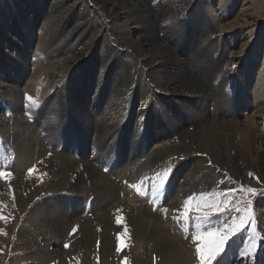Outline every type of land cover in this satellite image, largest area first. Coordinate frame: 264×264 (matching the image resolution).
Here are the masks:
<instances>
[{"label": "rangeland", "instance_id": "rangeland-1", "mask_svg": "<svg viewBox=\"0 0 264 264\" xmlns=\"http://www.w3.org/2000/svg\"><path fill=\"white\" fill-rule=\"evenodd\" d=\"M51 1L55 2L56 6L50 7ZM151 1L147 10H150V7L161 9L158 4L159 0ZM185 1V4L180 2L185 7L179 13L172 8L176 0H169L172 3V9L168 8L165 23L159 26L160 35L169 42L180 45L187 38L188 32L192 31L194 34H199L195 25L200 23L204 26L202 38H206L208 48H217L213 59H220L219 64L213 68L209 77L213 84L211 94L207 97L210 118L214 116L216 111L214 104L224 102L223 109H227L225 112L227 115L223 118H228L234 125L238 124V127H245V120L247 119L252 121L254 126H250L253 130V141L257 145V151L264 153V0H229L231 4L225 0ZM222 2L223 4H221ZM138 4L139 0L127 2L130 8H134ZM99 8L103 10L97 0H0V80L13 84L20 91V97L16 99L8 95L4 96L0 92V172L6 173V175L0 176V218L2 219L0 225V264H134L132 256L139 251L141 246L144 253L143 257L148 260L150 257V264H167L161 262L160 256L151 250L152 242L145 243L144 238L135 239L130 229H125L126 231L121 237L119 235L112 237V240L116 241V245H114L111 253L105 256L106 258L102 256L99 241L92 246L90 244L85 248H80L81 250L73 246L72 242L68 240L67 232L73 233L72 229L76 227L75 224L67 226L63 237L59 231L54 235L50 234L51 238L54 239L50 243L40 242L38 229L34 223L35 215H32L31 210L33 205L37 202L41 203L48 193L41 191L27 203V206L21 205L19 209L16 186L12 185L16 180L14 179L16 178L15 167L18 165L15 152L16 144L11 135L10 139L3 136L1 128L12 125V120H8V118H12L17 113L14 106L18 105V114L26 119L29 124H34L32 125L34 132L39 135L43 145L48 150L41 159L34 157V162L30 167L24 169L20 164L19 170L22 179L20 184H25L26 181L34 177L39 164L48 160L50 153L54 150L53 144L46 141L45 129L40 123V120L47 118L43 119L38 114L44 112L49 117L60 109L64 110L63 105L57 106L55 102L61 100L62 96L65 98L69 96L71 89L77 90L87 86L88 84L84 83L82 78L94 79L88 88V92L81 91L84 96L86 95V98L84 97L87 102L85 106L94 99H92L94 92L99 95L100 100L104 101V97H107L111 91H116L124 79L129 85L133 78L138 81L148 93L142 97L140 96L143 93L142 90H136L138 103L136 102L135 108H147L148 111H146L144 118L140 115H133L132 121L134 118L135 120L138 118L146 124L150 108L154 106V96L162 95L159 96L161 99L166 98V94L160 90L157 91L150 80V73L153 71L150 67H145L136 52L120 45L118 42L119 35L117 34V37L112 35V33L115 34L114 30L116 29L113 28L115 27L114 21L106 13H102ZM177 13H179L177 18L169 19L174 16L173 14L176 16ZM49 15L52 19L50 25H47V16ZM229 24H232L233 27H229ZM222 25H224L223 29ZM171 27H185V31L178 30L175 36L169 37L162 31V28ZM124 31L128 32L133 42H137L140 38L141 31L132 23L131 25L129 23ZM71 34L75 39L73 42ZM50 35H53L54 38L49 39ZM89 36H94V40H89ZM198 42L201 45L205 43L200 39ZM48 43L51 45L49 48H47ZM62 45L68 49L60 50L59 53L56 50L49 57L55 64L63 63V60L67 61V68L59 65V71H55V66H53V69L46 73L50 76L52 71H55L57 79L54 78L53 82L45 81L43 69H47L52 62L47 64L46 62L50 58L43 59V54L50 51L51 48H63ZM87 45H92L94 49H88ZM18 47H21L20 50ZM195 48L200 54H205L203 58L211 53L203 47ZM180 52L185 62L186 59L195 56V53L182 52L181 50ZM92 55H99L100 66H92L93 69L87 71L89 66L87 67L85 63L91 59L90 56ZM103 65H107L104 71L101 69ZM121 66L125 68H121L124 72L119 73V81L114 82L112 79V82L109 83L113 68ZM98 77H103V81H106L102 87L96 85L95 79ZM177 93L179 94V92ZM178 94L173 95L172 98ZM238 96L244 97V99H236ZM213 98H216L217 101ZM228 98L229 103L227 102ZM186 100L191 102L195 99L188 98ZM211 103L212 105H210ZM122 105L126 108L125 112L132 109L128 104L126 107L124 104ZM155 109L158 113V107ZM125 112L123 123L117 125V128H120L122 132L130 123L129 121L126 124L128 120L125 117ZM172 115L180 116L182 124L189 131H194V123L192 125L187 120L183 108H177ZM223 118H218L216 114L213 122L222 121ZM166 119L169 117L166 116L162 119V130L165 132L164 134L168 131L166 135L169 136L167 138L165 135L164 140L155 139L156 141H152L154 138L151 135L148 136L150 131L147 129V124L143 126L144 128L142 127L145 133L143 143L148 150L160 155L156 161L150 163L152 170L156 173L154 176L144 174L140 177L127 179V172L124 177H121L119 166H117L120 142L113 144L112 148L109 149L105 148V142H103V137L107 135L109 127L115 123V119L108 118L106 124H100L97 130L88 124L85 127L86 131L83 138L80 131L70 126L66 133L67 143L64 133H62L69 121V117H66L65 123L58 127L59 136L56 138L58 141L56 151L57 153L69 152L70 155L75 156V159H79L81 156L88 157L89 161L94 162L93 167L97 172L100 171L109 179L119 181L118 193L120 197L124 196L125 190L131 196V202L134 198L145 197V206L149 207V210L145 211L149 214L150 220L157 217L162 225L170 227H173L176 222L186 224L183 227V230H187L184 231L186 236L191 234L194 225L197 236H193L186 244L191 250L189 264H201V255L207 256L214 242L219 239L216 235H208L209 232L213 229L219 230L230 226L233 221L239 224L240 218L245 217V223L231 235L224 246V250L211 261V264H257L264 251V181L255 173L253 165H250L244 173L239 171L232 174L229 170H222L216 166L209 160V157L194 152L186 144H180L177 142L178 134L171 130V120ZM158 125L160 126V124ZM80 139L83 141L84 147L82 155L79 154ZM140 145L142 144L140 143ZM179 145L184 147L190 156L183 157L169 151L170 148ZM197 160H203V163L205 160V164L214 169L212 176L217 173L218 176L211 187L198 194L192 193L187 197L189 198L187 200H190V204H187V210L182 202H178L182 205L176 207L177 203L172 200L173 197H169L170 184L179 190L185 177V174L179 169L180 165L185 162L190 168ZM106 161L112 165L107 166ZM250 161L249 163L252 164ZM113 162L115 163L114 166ZM262 162L264 163V160ZM238 166L242 168L243 164ZM29 169H34L35 172L30 173ZM165 172L168 173L167 176L164 175ZM203 173L209 175V170H205ZM84 178L88 179L86 176ZM38 179H45L47 183L49 180L48 173L40 174ZM154 185L158 186L155 196L152 194ZM250 188L255 190V195L248 191ZM82 189L84 194L81 196L76 195L73 189H71V193L65 192L63 194L73 199L80 198L81 206H83L80 214L92 217L90 207L93 194L85 193V188ZM20 196L25 198L24 195ZM249 202H251L250 207ZM213 204L219 205L225 210L221 212L212 207ZM37 208L38 206H36ZM209 211L211 215L205 217V213ZM12 212H15L16 215L14 219L10 218ZM249 212L251 218L246 216V213ZM19 228L24 230L23 236L25 238L23 239L22 231L20 232ZM19 232L20 235H17ZM237 239H241L242 245L247 250L255 244L253 252L251 254L245 250L240 252L239 243H236L238 242ZM65 245L68 246L65 247Z\"/></svg>", "mask_w": 264, "mask_h": 264}, {"label": "bare ground", "instance_id": "bare-ground-1", "mask_svg": "<svg viewBox=\"0 0 264 264\" xmlns=\"http://www.w3.org/2000/svg\"><path fill=\"white\" fill-rule=\"evenodd\" d=\"M128 1L133 0H97L98 4L104 11L101 8H99V10L102 13H106L108 17L114 21L113 24L115 27H112L116 29L114 30L115 34L112 33V35L117 37L118 34L120 37L118 40L120 45L128 47L136 52L145 67H150L153 71L150 73L151 75L149 74L151 76L150 80L152 84L157 91L160 90V92L166 94V98L163 99L159 97L162 95L154 96V106L150 108V116L148 114V122L146 123L147 129L150 131L148 136L151 135L154 138L152 141H156L155 139H158L159 141L164 140L166 137L168 138L169 135H166L168 131L165 130L167 133L164 134L165 132L162 130V119L168 116L171 120V130L173 133L175 132L178 134L177 142L180 144H186L191 147L194 152L209 157V160H211L216 166L222 168V170H229L232 174L238 173L239 171L244 173L250 165H253L255 173L260 176L262 181H264V163L262 162V160H264V153L257 151V145L253 141L254 135L252 127L250 126H254L253 122L247 119L245 120V127H238V124L234 125L233 122L228 120V118L224 119L223 117H226L227 115L225 113L227 109H223L224 102L214 104L216 111L214 116L212 115L213 117L210 118L207 97L211 94V87L213 84L210 82L209 77L213 68L219 64L220 59H213L217 48H208L206 38H202L204 26L200 25V23L195 25L199 30V34H194L192 31L188 32V36L182 44L179 45L175 42L172 43L162 38L159 33V26L165 23V19L167 18H165V16L168 14H166V12L168 8H171L172 6V3H170L169 0H165V2L159 0L158 4L161 9L150 7V10L147 9H149L148 5L151 0H139V4L134 8H130L127 5ZM225 1L227 2L229 0ZM180 2H183L184 4L186 3L185 0H176L172 7L173 10L176 9V12L179 11V13L180 10H183L185 7L182 6ZM229 2L231 4V1ZM50 4V7L56 6L53 1H51ZM221 4H223V2ZM179 13H177L176 16L173 14L175 17L173 16L169 19L174 20ZM8 16L10 17V15ZM47 17V25H50L52 18L50 15ZM129 23L130 25L132 23L133 26L141 31L140 36L138 35L140 38L137 42H133L130 39L128 32L126 33L124 31ZM223 26L224 25L221 26L222 29L224 28ZM231 26L233 27L232 24H229V27ZM184 28L185 27L162 28V31L169 37H173L178 30L185 31ZM52 36L53 35H50L48 38H54ZM71 37L73 42L75 40L73 34H71ZM93 38L94 36H89V40H92ZM199 39L205 41V43L201 45L198 42ZM50 46V43H48L47 48ZM179 46H181V48H178ZM195 47H203L204 49L211 51V53L203 58L205 54H200ZM18 48V50H20L21 47ZM65 49L68 48H51L50 51L43 54V59L50 58L49 56H51L56 50L59 53L60 50ZM88 49L91 50L94 48H92L91 45L88 46ZM180 50L182 52L187 51L188 53H195V56H189L190 58L186 59L185 62L184 58L181 56L182 54ZM103 51L105 52L104 49ZM90 58L91 59L85 63L87 67H90H88L87 71L92 70V66L99 65V55H92ZM50 62H52L51 58L48 59L46 63L50 64ZM66 64L68 63L65 60H63V63L60 62L59 64L52 62L47 69H43L45 72V76H43L46 79L45 81L49 80L53 82L54 78L56 80L57 75L55 74V71H59V65H63L67 68ZM53 66H55V71H52L49 76L46 72L53 69ZM106 66L107 65H103L101 69L104 71ZM121 68L125 67L121 66L119 68H113L109 83L112 82V79L114 82L119 81V73L124 72ZM131 77H133V75H131ZM93 80V78H82V81L88 84L87 86L77 90L71 89L69 96H66V98L62 96L63 98H61V100L55 102L57 106L63 105L64 110L60 109L54 115L49 117H47L44 112L38 114L43 119L47 118L45 120H40V123L45 129L46 141H50V144H53L54 150L50 153L48 160H44L39 164L34 177L29 181H26L25 184L23 182V184H20V181L22 180L19 170L20 164L24 169L30 167L34 162V157L35 159H41L48 150L43 145L39 135L34 132L32 126L34 124H29L26 119L18 114V105L14 106V110L17 113L14 114L12 118H8V120H12V125L1 128L3 136L8 137L9 139L11 136L14 137L12 139L16 144L15 152L17 154L16 161L18 162V165L15 167L16 178L14 179L16 180L12 185H14V187L16 186L15 189L18 193L17 201L19 200V209L21 205L27 206V203L33 200L38 193L45 191V193H48L47 197L43 199L41 203L37 202V204L33 205L34 207L31 210L32 215H35L34 223H36L38 229L40 242L50 243L51 240H54L51 238L50 234L54 235L59 231L63 237L66 233L67 226L75 224L77 230L73 233L67 232L69 235L68 240L72 242L73 246L80 249L85 248L90 244L92 246L99 241L102 256L105 257L111 253L114 245H116V241H113L112 237L118 235L121 237V235L124 234V231H126L125 229H130L135 239L140 240L144 238V241H146L145 243L152 242L151 250L155 252L157 256H160L161 262L167 264H189L191 250L186 244L193 236H197L194 231V225L193 229H191V234L186 236L187 234H185L184 231L187 230H183V227L186 224L184 225L183 223L176 222L173 227H170L162 225L157 217L150 220L149 214L145 211L149 210V207L145 206V197L134 198L131 202V196L126 190L124 196L120 197L118 193V188H120L119 181L112 180V178L109 179L108 176L103 175L100 171L97 172L93 167L94 162L92 163L89 161L88 157L84 158V156H81L79 159H75V156L73 154L70 155L69 152L57 153L56 148L58 146V141L56 138L59 136L58 127L65 123L66 117H69V121L66 129H64L62 133H64V138L67 143L68 140L66 133L70 126H72L73 129L75 128V130L77 129L80 131L83 138L86 131L85 127H87L88 124H91L94 130H97L100 124H106L105 122L108 118L111 120L115 119V123L109 127L107 135L103 137V142H105L106 149L112 148L113 144L120 142L121 147L119 146L117 166H119L118 169H120L119 173L122 175L121 177H124L127 172V179L140 177L144 174L156 175L152 170V165L150 163L156 161L157 157L160 155L156 154L154 151L148 150L143 143L145 133L143 132L142 127L146 124L141 122V119L138 118V120H135L134 118V122L132 121V118L134 117L133 115H140L144 118L146 111H148L146 110L147 108H135L138 103L136 90H142L143 93L140 95L142 97H145V94L148 92H146L145 88L134 78L130 85L126 84L127 81L124 79L116 91H111L107 97H104V101L100 100L99 95L94 92L92 97V99H94L89 102V105L87 104V106H85L87 102L84 97L86 98V95L84 96L81 91L84 90L88 92V88ZM103 80V77L96 78V85L102 87V85L106 83V81ZM129 86H131V88H129ZM175 91L179 92V94ZM0 92L4 94V96L8 95L15 99L20 97V91L13 84H8L1 80ZM176 94L178 95L175 98H172L174 97L173 95ZM240 97L241 96H238L236 99H244V97ZM188 98H193L195 100L188 102V100H186ZM213 99L217 101L216 98ZM228 101L229 98L227 99V102ZM122 104H124L125 107L128 104L132 109L125 112L126 108H124ZM210 105H212V103ZM155 106L158 107V113L155 111ZM177 108H183L187 120H189L191 124L194 123V131H189L182 124V120L179 118L180 116L175 117L172 115ZM124 112L125 117L128 120L126 124H128L129 121L130 123L129 125H126L125 130L122 132L120 128H117V125L123 123ZM216 114L218 115V118H223L224 120L222 119V121L219 120V122H213ZM158 124H160V126ZM120 134L121 136H119ZM116 135H118V140L116 139ZM140 143L142 145H140ZM127 146L129 147L128 149ZM79 148V154L82 155L84 147L81 139L79 140ZM169 151L183 157L190 156L186 149L181 145L175 148H170ZM248 160L252 164H250ZM238 161L243 164L242 168L238 166L241 164ZM109 163L110 162L106 161L107 166L112 165V163ZM202 163L203 160H197L190 168L187 167L185 162L180 165L179 169L185 174L183 183L179 190L172 186L173 184H170L171 189L169 191V197H173L172 200L177 203L175 205L176 207L182 205L178 202L185 204V202L188 201V204H190V200H187L189 199L187 197L190 194L203 192L214 184L218 173L212 176L214 169L209 168L205 164V160L204 163ZM114 165L115 163L113 162V166ZM205 170H209V175L203 173ZM44 172L48 173L49 176L47 183L45 179H38L40 174ZM83 174L88 179H85ZM82 188H85V193L90 192L93 194L90 207V212L93 215L92 217L87 215L82 216L80 214V211L83 208V206H81L80 198L73 199L71 197H66L65 194H63L65 192L71 193V189H73L76 195L81 196L84 194ZM20 195H24L25 198H22ZM36 206H38L37 209ZM15 217V212H12L10 218L14 219ZM1 220L2 219L0 218V225L2 224ZM20 232L23 236L24 230L20 229ZM20 232L17 235H20ZM23 238L25 237L23 236L22 239ZM240 241L241 239L236 242L239 243V251H248L244 248V245H242V241ZM141 249L143 250L142 246L139 248V251L132 256L133 263L150 264V257L149 260L144 258V253ZM50 259L52 261V258ZM257 264H264V251L259 257V262Z\"/></svg>", "mask_w": 264, "mask_h": 264}, {"label": "snow or ice", "instance_id": "snow-or-ice-1", "mask_svg": "<svg viewBox=\"0 0 264 264\" xmlns=\"http://www.w3.org/2000/svg\"><path fill=\"white\" fill-rule=\"evenodd\" d=\"M32 171H34V169H29V172L31 173ZM3 175H6V173L4 172H0V176H3ZM165 176L168 175L167 172H165L164 174ZM249 175H251V173H249ZM163 184V180L161 181V186ZM157 187L156 185L153 186V196L156 195L157 193ZM248 191L250 193H253V195L256 194L255 190L254 189H248ZM187 204H188V201L185 202V208L187 210ZM251 206V202H249V207ZM212 207L216 208L217 210L223 212L225 209L223 207H220L219 205H215L213 204ZM237 211H239V209H237ZM185 215H186V211H185ZM211 215V212H206L205 213V217L207 216H210ZM246 216L248 218H251V213H246ZM245 223V217H241L240 218V222L239 224H237L235 221L232 222V224L230 226H226L225 228H222V229H213L211 232L208 233V235H216L219 237L218 240H216L214 242V244L212 245V247L210 248L207 256H204V255H201V264H211V261L213 259H215L223 250H224V246L226 244V242L230 239L231 235H233L236 231L239 230V227L241 225H243ZM77 229L76 227H74L72 229V232H75ZM68 245H65V247H67ZM255 249V244L252 245V248H250L248 251L249 253L251 254L253 252V250ZM119 250V249H118ZM199 252V249L197 250Z\"/></svg>", "mask_w": 264, "mask_h": 264}]
</instances>
